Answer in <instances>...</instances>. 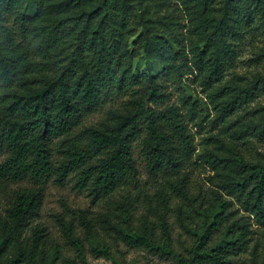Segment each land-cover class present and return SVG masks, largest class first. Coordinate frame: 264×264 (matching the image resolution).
I'll return each instance as SVG.
<instances>
[{
    "label": "trees",
    "instance_id": "1",
    "mask_svg": "<svg viewBox=\"0 0 264 264\" xmlns=\"http://www.w3.org/2000/svg\"><path fill=\"white\" fill-rule=\"evenodd\" d=\"M180 10L191 24L188 38L178 32ZM172 27L174 34L168 31ZM135 36L138 42L130 50ZM250 36L264 38V0H0V150L7 153L0 164V186L4 180L35 185L8 196L6 215L0 216V264L60 260L59 250L47 251L43 231L29 235L51 182L63 187L75 177L79 189L90 190L94 198L108 197L136 179L133 152L139 140L152 176L182 175L196 146L180 107L163 106L169 96L159 81L181 77L185 68L197 72L211 92L218 121L226 122L247 110L260 95L258 87L264 88V75H259L226 100L236 86L222 81L238 60L237 48ZM141 52L162 67L158 75L134 71ZM255 56L264 61V47ZM121 96L130 97L125 112L110 111L102 123L81 128L105 101ZM241 122L243 117L234 126ZM237 135L251 157L238 143L228 147V157L207 152L205 158L218 174L223 171L225 186L238 190L264 224V106L252 112L250 124L240 126ZM56 152L62 155L58 164ZM217 204L189 258L146 236L128 235L127 240L132 247L173 256L177 264H231L246 235L237 237L243 229L233 224L214 239L232 216L227 203ZM57 224L67 241L81 249L74 224L61 216ZM83 225L92 228L89 221Z\"/></svg>",
    "mask_w": 264,
    "mask_h": 264
},
{
    "label": "rangeland",
    "instance_id": "2",
    "mask_svg": "<svg viewBox=\"0 0 264 264\" xmlns=\"http://www.w3.org/2000/svg\"><path fill=\"white\" fill-rule=\"evenodd\" d=\"M176 18L181 25L180 29L175 26L176 29H179L181 36L188 38L191 29L189 18L183 10L177 12ZM175 27L168 28V31L174 34ZM137 42L138 38L135 36L130 40L129 49L133 50ZM188 44L189 42L185 45V52L191 59ZM262 47L264 38L250 36L237 48L238 60L222 81L223 85L236 86V91L226 100L238 95L245 86L256 82L259 75H264V61L255 56ZM177 49L178 47L175 51ZM181 60L179 55L177 61L184 63ZM133 69L140 73L151 70L156 75L162 71L158 63L149 61L142 52L134 59ZM184 71L181 77L159 81L169 96L167 104L163 106L174 104L180 107L187 116L193 144L196 146V152L186 164L182 175L170 172L152 176L142 153V141L139 140L135 143L133 152L138 169L136 179L108 197L94 198L90 190L79 189L76 187L75 177L63 187L49 183L41 215L30 227L29 235L34 229L44 232L47 251L59 250L61 258L55 264H177L173 256L162 255L155 248L132 247L127 236H146L162 247L166 244L169 252L189 258V252L197 245L198 236L206 233L210 223L206 216L211 209L218 208V201L228 204L232 216L215 234L214 239H221L226 228L233 224L240 225L243 229L237 230V237L243 233L246 235V242L241 250L230 257L231 264H264V224L259 223L247 209L245 198L240 196L238 190L225 186L220 176L223 171L220 170L218 174L205 158L207 152L228 157L231 155L228 147L238 143L241 145L237 130L240 126H248L252 112L264 106V88L258 87L260 95L246 107L247 110L238 112L226 122H219V112L210 98L211 92L203 86L198 73L190 74L186 68ZM129 100V96L108 99L87 118L81 128L102 123L110 111L125 112ZM242 117L244 122L234 126L235 121ZM216 139L224 140L226 146H221ZM240 148L247 157H251L243 145ZM6 157L7 153L0 150V164ZM61 159L62 155L56 152L55 163L58 164ZM32 187L35 185L29 180L2 181L0 216L6 215L8 196L11 193ZM179 187H183L189 196L182 195ZM58 216L74 224L76 236L82 242L81 249L67 241L57 224ZM83 220L89 221L92 228L85 227Z\"/></svg>",
    "mask_w": 264,
    "mask_h": 264
}]
</instances>
